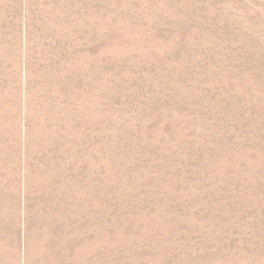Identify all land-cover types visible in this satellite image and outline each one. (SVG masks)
<instances>
[{"label": "rangeland", "instance_id": "rangeland-1", "mask_svg": "<svg viewBox=\"0 0 264 264\" xmlns=\"http://www.w3.org/2000/svg\"><path fill=\"white\" fill-rule=\"evenodd\" d=\"M0 264H264V0H0Z\"/></svg>", "mask_w": 264, "mask_h": 264}]
</instances>
